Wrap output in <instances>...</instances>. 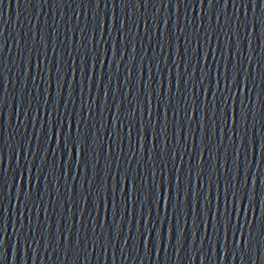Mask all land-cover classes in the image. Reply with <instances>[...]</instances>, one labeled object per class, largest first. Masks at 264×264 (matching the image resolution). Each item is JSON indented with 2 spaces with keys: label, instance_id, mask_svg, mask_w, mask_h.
<instances>
[{
  "label": "water",
  "instance_id": "water-1",
  "mask_svg": "<svg viewBox=\"0 0 264 264\" xmlns=\"http://www.w3.org/2000/svg\"><path fill=\"white\" fill-rule=\"evenodd\" d=\"M0 264H264V0H0Z\"/></svg>",
  "mask_w": 264,
  "mask_h": 264
}]
</instances>
